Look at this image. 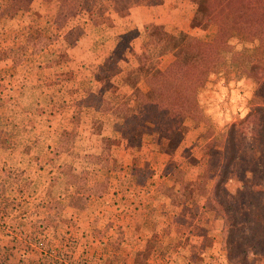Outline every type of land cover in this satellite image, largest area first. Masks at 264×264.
<instances>
[{
	"label": "rangeland",
	"instance_id": "rangeland-1",
	"mask_svg": "<svg viewBox=\"0 0 264 264\" xmlns=\"http://www.w3.org/2000/svg\"><path fill=\"white\" fill-rule=\"evenodd\" d=\"M50 1L0 18V264H132L136 251L138 264H234L223 249L226 210L207 198L222 179L219 194L248 226L244 185L264 191V135L246 118L261 69L233 59L263 56L261 42L251 29L223 37L227 49L196 87L198 115L181 116L157 152L148 128L141 143L113 132L88 92L107 81L127 100L148 95L153 68L167 67L187 36L203 35L207 11L224 0H158L133 29L112 10L82 14L77 42L65 33L38 50ZM128 30L135 55L108 66ZM247 258L264 264L259 253Z\"/></svg>",
	"mask_w": 264,
	"mask_h": 264
},
{
	"label": "trees",
	"instance_id": "trees-1",
	"mask_svg": "<svg viewBox=\"0 0 264 264\" xmlns=\"http://www.w3.org/2000/svg\"><path fill=\"white\" fill-rule=\"evenodd\" d=\"M30 2L31 0H7L0 3V18L13 17L18 12L28 10ZM138 2L140 1L51 0L50 4L54 10L46 19L47 32L37 35L32 44H39L38 50H41L65 33L68 34L65 42L75 43L83 35L82 14H88L92 19L112 10L120 17L127 14L128 8ZM212 5L211 11H207L203 18L207 23L203 35L187 36L185 41L174 47V60L167 67L162 70L153 68L147 81L148 95L133 93L127 100L115 94L113 84L107 81H100L101 86L97 93L88 92L89 98L103 104V117L110 123L113 132L123 136L130 134L139 138L138 143H141L144 140L141 139L143 131L148 128L150 134L146 140L149 144L153 143L151 145L157 152H162L164 142L170 140L177 130L178 119L183 116L193 120L198 115L196 87L206 74L202 70H211L222 50L227 49L228 43L223 37L237 36L239 31L251 29L264 50V0H224ZM29 30V27L21 28L14 36L25 37ZM131 31H124L119 35L116 45L104 60L105 63L108 62V66L119 69L118 64L122 61L124 52L135 55L127 43ZM154 44L158 46L159 42L155 41ZM254 45L253 48L258 49V44ZM233 59L243 70L254 71L256 67L261 69L260 79L249 98L250 106L246 118L251 117V132L264 135V54H254L252 59L248 53L240 60ZM110 99L115 101L110 102ZM221 181L222 179L215 180L216 184L207 199L215 201L219 207L226 210L228 220L223 230V249L229 260H235L234 264H253L252 260L247 258L248 250L252 254L264 255V191L244 185L250 212L247 220L252 221L246 226L241 222L240 216H237V209L219 194ZM135 254L132 264L139 263L140 252L136 251Z\"/></svg>",
	"mask_w": 264,
	"mask_h": 264
},
{
	"label": "crops",
	"instance_id": "crops-1",
	"mask_svg": "<svg viewBox=\"0 0 264 264\" xmlns=\"http://www.w3.org/2000/svg\"><path fill=\"white\" fill-rule=\"evenodd\" d=\"M158 0H145L143 3L133 5L129 8V12L127 15L120 17L119 23L125 25L127 24V28H138L139 22L144 21L145 19H148L151 17L152 11L156 8ZM164 11H162L163 13ZM175 13H177L176 10H174ZM157 13H160L157 11ZM154 17V16H153ZM176 17L173 18V21H175ZM166 21H171V19H167Z\"/></svg>",
	"mask_w": 264,
	"mask_h": 264
}]
</instances>
